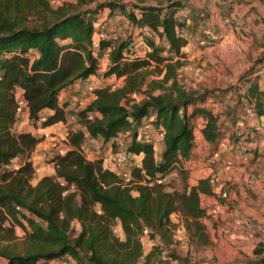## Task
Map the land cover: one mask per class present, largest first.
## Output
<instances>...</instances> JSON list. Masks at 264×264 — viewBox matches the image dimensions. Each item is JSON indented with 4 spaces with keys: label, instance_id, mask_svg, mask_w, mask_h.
<instances>
[{
    "label": "trees",
    "instance_id": "trees-1",
    "mask_svg": "<svg viewBox=\"0 0 264 264\" xmlns=\"http://www.w3.org/2000/svg\"><path fill=\"white\" fill-rule=\"evenodd\" d=\"M181 6V0L147 5L76 0L71 10H64L50 7L46 0H0V240L12 239L16 227L24 232L23 253L0 246L5 264H50L64 257L75 264H149L151 255L139 261L140 237L144 230L151 238L168 230L174 213L202 234L200 220L207 210L201 206V196L213 194L208 178L182 191H165L158 183L173 169L188 171L183 161L190 158L194 146L193 119L203 120L200 132L208 144L222 138L221 115L203 105L211 92L196 103L195 96L178 84L180 50L187 44L181 31L184 24L175 17ZM103 10L123 13L136 36H141L145 51L137 53L130 37L101 40L99 52L110 48L103 75L121 77L122 82L114 89L96 88L94 99L74 117L91 138L108 141L119 133L130 134L126 150L133 187L122 186L114 171L102 167L101 158L87 160L81 151L85 134L72 129L65 153L48 160L54 174L41 175L32 185L35 168L28 158L42 137L12 131L16 101H25L34 126L66 122L58 104L60 92L89 76H100L91 43ZM263 62L258 58L239 78L257 116H264V92L249 77ZM152 73L161 78L148 81ZM155 89L162 92L154 95ZM45 111L50 113L43 117ZM147 117H153V127L163 131L159 158L151 145L137 140L138 128ZM112 151L116 152L115 146ZM139 154L142 158L136 164L133 157ZM12 163L17 167H9ZM72 222L80 228L76 235L71 232ZM115 224L121 228V240L113 235ZM252 253L257 258L253 264H264L261 244Z\"/></svg>",
    "mask_w": 264,
    "mask_h": 264
},
{
    "label": "crops",
    "instance_id": "crops-1",
    "mask_svg": "<svg viewBox=\"0 0 264 264\" xmlns=\"http://www.w3.org/2000/svg\"><path fill=\"white\" fill-rule=\"evenodd\" d=\"M160 1V0H159ZM159 1H155L154 3H159ZM182 1V6L176 11L175 17L177 20L181 21L184 26L182 27V33L184 37L187 40V44L185 47H183L180 52L182 53V56H184V59L186 61L192 62V67L193 69L191 70L192 72V77L194 78L195 81L197 82H202L206 83L207 86L215 87L217 89H225V84L229 83L230 85L234 84V78H240V76L243 74L242 69H239V67H236L233 71V73H229L228 75L226 74V71L224 70L225 67H228L230 64V61L227 60V55L228 52L231 53L234 51L236 48L238 50L245 51L248 49V47L252 44L253 38L257 40L260 36V33L263 32L264 28L263 26L258 27L255 29V26H253V20L257 17H262L264 18V0H181ZM152 3V4H154ZM139 4H149L145 2H141ZM106 12L107 15L109 16L108 20L113 19L114 21L118 20V18H121V12H118L120 16H115L109 14L108 10H103L99 17H103L105 19L106 17ZM203 13H205V18L203 19ZM235 19L238 20L236 24L238 25H244L247 27H251L255 29V31L251 34L248 35L247 38L242 37V33H239V31L235 30L233 31L232 28L228 25V20L230 19ZM112 23V21H111ZM126 23L132 28L131 24L126 20ZM100 20L97 19V21L94 24V29L100 30L99 27ZM242 32L245 34V28L240 27ZM240 30V29H239ZM101 31V30H100ZM113 30L110 29L108 30V33L112 32ZM208 31L209 33H219L221 35V40L217 42L215 45L211 47H199L197 45V42L201 37L203 36V32ZM137 35V34H136ZM241 37L242 41L239 40ZM141 36H136V41L139 40ZM110 48H106L101 51L103 53L105 50H109ZM141 52L145 50V48L141 47L140 48ZM236 51V50H235ZM236 51V52H237ZM138 53V52H137ZM246 53H241L238 51L237 53H234L231 55L232 57L235 56L237 58H240V60L244 59L246 56ZM140 54V53H139ZM222 60V64H219ZM99 62V59H98ZM108 61H104L102 64L99 63L97 67V71L100 74V76H89L86 80L84 81H78L75 84L67 87L63 91L60 92L59 97H58V104L60 106L64 105L65 107V114L67 117L66 122H59L56 123L55 125H51L49 127L45 128H34V127H28V112L27 109H23L21 118L18 120L16 119V122L14 124V129L16 131H27L33 134L34 136H41L42 133H52L55 134L54 130L56 129L59 133L57 134L58 136L61 135L60 132V126L61 128L63 127L64 129L68 131L70 128L69 126L71 125V129L73 131L76 130H81L85 134V140L82 144V146L86 149L85 153V158L89 161H93L95 159H102V167H104L105 163L107 160H109V152L112 150L113 146L110 145V140L108 141H103L101 138L96 137V138H91L88 136V134L85 132L83 127H79L72 121L69 116H68V108H67V103H74L77 111L82 110L85 108L87 104H89L93 99H94V94H88L86 92V88L89 84L95 82L96 85H94L96 88H102V87H107V86H118V85H113L109 80H112L113 78L116 79V84H119L120 78L115 77L114 75L109 76V77H104L103 72L106 70ZM219 64V65H217ZM225 66V67H223ZM224 68V69H223ZM242 68V67H240ZM246 68V67H245ZM264 68L261 70L255 72L253 76H261L257 80L258 87L261 91L264 92ZM230 70V69H229ZM241 74V75H240ZM231 82V83H230ZM244 87H242V96L240 101H235L233 99L232 102L235 104L234 111V122L235 124H229L228 119L224 116L219 117V130L221 132V135L223 137V129L221 128V125L227 126L226 128V135L230 134H238L239 131H242L244 134L243 137H240L238 141L237 148L233 150L234 152H227L226 155H228L231 159L237 162L238 166L241 164L242 161H238L240 157V154H243L245 156H251V153L258 152L260 153V150H264V147H259L258 143L260 140H264V137H261L264 135V116H257L255 114L254 110V103L249 102L246 100V97L244 96L246 94V84H243ZM212 94V91H210ZM214 94L211 95V97L207 98L206 101H209L211 99L216 98V91L213 92ZM226 95L222 96L221 101L224 102L228 98H233L232 92L229 91L228 93H225ZM206 108H209V105H205V102L203 104ZM213 113H217L214 109H210ZM50 112L45 111L44 114L48 115ZM249 113L250 117L247 119L245 115ZM232 115V116H233ZM203 125V120L201 118H197L195 122L193 123L194 130L193 134H195V130H197L199 137H195L194 135V141H193V148L191 150V155L190 158L186 161H183V166L186 164L187 161H192L193 162V167L191 170H188V174H190V179H189V187L196 185L197 180L201 178H208V177H214V181L210 183L212 187L213 194L210 196H201V206L208 210L209 208L213 207L217 203V199L219 197L220 192L224 191L227 187L231 186V184L234 181L238 182V185H241V179L237 175H240L241 171L237 170L234 174L232 173H224L221 170L218 169H209L206 168L203 164V161L206 157V154L215 148V145L213 144H208L206 141H204L202 135H201V128ZM260 125L261 129L256 131V127ZM78 126V127H77ZM28 127V128H27ZM77 127V129H75ZM68 128V129H67ZM53 131V132H52ZM238 136V135H237ZM53 139V138H52ZM253 139H256L254 142ZM60 140L64 141L65 146L66 145V140L63 139V137H60ZM91 141V142H99L100 143V148L102 147L103 153L102 156L99 157L95 156L96 152H93V149H90V147H85L86 142ZM250 142L249 146H247V143ZM261 142V141H260ZM45 144V141H41L39 144L36 146V152L39 154V158L41 160L43 154L40 152L39 147ZM248 147H251L249 149ZM238 148L240 149L238 152ZM248 152H245V151ZM39 151V152H38ZM251 151V153H249ZM95 156V157H94ZM141 157H137V159L134 161L136 164L139 163L141 160ZM250 160L252 157H249ZM40 164V161L37 162ZM46 170V175H53L54 174V167L52 163H46L41 165V168L39 171H44ZM177 173L175 172H170L166 176L170 175H176ZM231 176L232 179H231ZM243 175V179H244ZM230 180H233V182H230ZM228 182L229 184L227 185ZM229 194V199L230 200H236L235 202L228 201L229 203V208H227L226 211L222 212L219 215L218 218H214L212 220V227L211 229L212 233L220 234L219 229L227 224H230V221L233 218H238L239 216L242 217L243 215H239L241 213L246 214L250 210H242L244 207V204L242 203V200H237V198L234 196L233 193H228ZM242 199V198H241ZM227 240L229 243H236V244H241L242 242H245L247 244L253 243L255 241V238L249 239L245 237L240 231H237L236 229H232L227 236ZM255 248V247H254ZM253 248V249H254ZM262 248H264V245H262ZM224 251L223 249H220ZM62 259H69L70 264H75L74 260L70 257H64ZM62 261V260H61ZM60 260L52 261L50 264H60Z\"/></svg>",
    "mask_w": 264,
    "mask_h": 264
},
{
    "label": "rangeland",
    "instance_id": "rangeland-1",
    "mask_svg": "<svg viewBox=\"0 0 264 264\" xmlns=\"http://www.w3.org/2000/svg\"><path fill=\"white\" fill-rule=\"evenodd\" d=\"M57 9H64V10H71L72 7H74L75 1L76 0H57ZM130 0H123V2L126 4ZM134 3H141V2H147L149 4L154 3L157 0H131ZM93 7V5L89 6ZM119 11H115L112 15L113 17L115 16H120L118 14ZM44 14H47L44 12ZM121 18H118V20L114 21L113 19L108 20L109 16L107 15L106 12V18L103 19V17H98L100 20V30L102 31L103 34H110L108 33V30L112 29V32H115L118 35V38H126L130 37L132 38V46L136 51L140 54H143L141 52L140 48L144 47L143 41L141 38L136 41V31L133 28H130V26L126 23V17L124 14H121ZM203 19L205 18V13H203ZM112 21V23H111ZM238 20H235L234 18L229 20L228 25L230 28L239 31V33H242L243 38H247L248 35H251L255 29L258 27L263 26L264 28V18L262 17H257L255 18L252 22L253 26H255V29L249 28L244 25H237ZM240 27L245 28V34L242 32ZM103 29V30H102ZM235 29V30H234ZM240 29V30H239ZM259 38L255 40L253 38L252 44L248 47L247 50L242 51L241 49L238 50L242 54L246 53V56L244 59L240 60V58H237L235 56H231L234 53H237V49L235 48L233 52L229 53L227 55V60L230 61V64L228 67H225L226 74L228 75L229 73H233L234 69L236 67H239V69H242V73H244L251 65L254 63L258 58H264V30L263 32L260 33ZM240 41H242L241 37L239 38ZM237 52H236V51ZM234 55V54H233ZM180 61L182 62L181 67L178 70L177 74V80L179 86L184 89L185 91L193 94L196 98V103L201 100V96L209 93L212 91H216V98L218 101H221L222 96L226 95L225 93H228L229 91L232 92L233 98H228L222 107H220L221 110L220 112H217L221 114V116L226 117L228 119V123L234 125V111L235 104H233L232 100L240 101L241 96H242V87H244L243 83L239 81L238 78H234V84L230 85L229 83L225 84V89H217L213 86L209 87L207 86L206 83L197 82L194 80L192 77V72L191 70L193 69L192 67V62L186 61L184 59V56L180 57ZM219 64H222V60ZM217 64V65H219ZM242 67V68H240ZM246 67V68H245ZM264 68V62L261 63V65L257 66V71L261 70ZM230 69V70H229ZM256 71V72H257ZM255 74V73H254ZM241 75V74H240ZM261 76H253V74L249 77L250 80H255L256 78L258 79ZM161 77L155 73H152L148 77V81L151 79H157L159 80ZM122 79L119 80V84H116V79L113 78L111 83L113 85H120L122 82ZM231 83V82H230ZM92 85H96L95 82L91 83ZM170 82H168L165 86H169ZM117 87V86H115ZM86 88V86H85ZM162 91L160 89H155L153 91L154 95L160 94ZM211 94V95H212ZM136 100H139V97H135ZM210 105L208 101H205V105ZM64 112H65V107L62 105ZM191 111V108L189 109ZM188 111V112H189ZM21 114H16V119L21 118ZM233 115V116H232ZM47 115H43L45 117ZM149 117L146 118L148 120ZM153 119V117H150ZM197 118L193 119L192 124L195 122ZM59 123V122H58ZM76 124V122H74ZM55 125V124H54ZM28 127H34V128H40V122H38L35 126L28 121L27 124ZM79 126V125H78ZM77 126V127H78ZM223 131V139H225L231 146V150L229 152L233 153L238 145V141L240 139V136H237L236 134H230L226 135V128L227 126L224 127V125H221ZM27 127V128H28ZM49 127V126H48ZM70 128L68 131L66 128L64 129L63 127L61 128L60 126V132L61 135L58 136L57 134L59 133L56 129L54 130L55 134H52L50 132L48 133H42V139L41 141H45V144H42L39 147L40 152L43 154L41 160L38 157L36 160L35 168L38 169V172H35L34 170V175L31 180V184H35L36 179L39 178L41 175H46V170L39 171L41 168V165L48 163V160L52 157L53 154L58 153L62 151V155L65 153V150L67 149L64 141L60 140V137H63L64 140H67V133L71 129V125L69 126ZM77 127L75 129H77ZM80 127V126H79ZM42 128V127H41ZM14 129V128H13ZM12 130V131H15ZM53 132V131H52ZM43 134H46V136H43ZM126 138L124 139L126 141L127 146L130 145L131 143V136L130 134L126 133ZM195 137H199V134L197 130H195ZM36 137H41V136H36ZM261 137H264L261 136ZM53 138V139H52ZM256 139H253L252 142H254ZM40 141V142H41ZM39 142V143H40ZM38 143V144H39ZM250 142L247 143V146H249ZM85 147H90V149H93V152H96L95 156H102L103 153V148H100V143L97 142H91L88 141L86 142ZM251 149V147H248ZM213 150V149H212ZM210 150L207 154L206 157L210 154L212 151ZM240 149L238 148V152ZM36 152V147L35 151ZM39 152V151H38ZM245 152H248L247 150ZM37 153V152H36ZM162 153V145L160 149H158L155 153L156 157L159 158V156ZM251 153V151L249 152ZM38 154V153H37ZM39 156V154L37 155ZM94 156V157H95ZM205 157V158H206ZM240 157L238 161H242L241 164L238 166L237 162H235L236 168L231 171L230 173L234 174L237 170H240L241 173L240 175H237L239 179H241L242 183L241 185H238L237 181L230 180V182H233L231 186L227 187L224 191L228 195V201L235 202L236 200H230L229 199V194L228 193H233L234 196L237 198V200H242V203L244 204V207L242 210H250L246 214H239L243 215L242 217H238V219H248L251 220L254 223H257L259 225L264 226V150H260V153L255 152L251 153V156H245L244 152L243 154H240ZM249 157H252L251 160ZM40 161V164L37 163ZM133 162V161H132ZM135 163V162H134ZM131 160L127 161L124 163V166H131ZM9 167H17V164L12 163L10 164ZM54 167V165H53ZM129 168V167H127ZM177 173L176 175H170L166 176L165 181L163 182L164 184V190L165 191H182L184 187L189 186L188 182L190 179V174H188V171H183L181 173H178V169H173L171 172ZM243 175L245 176L243 179ZM248 175H257V179L255 180L253 185H246V177ZM233 176H231L232 179ZM227 185L229 184L226 182ZM133 187V184L129 185ZM221 193V192H220ZM242 198V199H241ZM228 208L229 203L227 204ZM219 219V216L217 217ZM212 220L213 217H211L208 214V210L206 211V215L204 218H202L200 221L203 223V231L202 234H197L194 231V228L191 224L186 223L181 216L178 213H174L170 216V224L168 227V230H166L163 233L157 232L154 234V237L151 238L149 231L147 230V235L145 237H140V243H141V252H142V258L139 260L140 263L143 262V259L147 255H151V258L149 259V264H253V262L257 259L254 254L252 253L253 248L256 247V245L261 244L264 245V243L260 242L258 238H255V241L253 243H245L242 242L241 244H236V243H229L226 241L228 238L227 236L229 234H216L212 233L211 229L212 227ZM7 225V224H6ZM7 227V226H5ZM237 231H240V229H236ZM113 235L118 238L122 239V231L119 226L116 224L113 226ZM241 232V231H240ZM5 233H8L5 232ZM242 233V232H241ZM3 234V231L0 230V235ZM243 234V233H242ZM202 235H204V238H202ZM23 242H24V232L16 227L14 229V235L13 238L10 240L3 239L0 240V246H10L15 252L18 253H23ZM223 249L224 251L220 250ZM264 251V248H263ZM62 259H60L61 261ZM6 260H4L2 257H0V264H5Z\"/></svg>",
    "mask_w": 264,
    "mask_h": 264
},
{
    "label": "built area",
    "instance_id": "built-area-1",
    "mask_svg": "<svg viewBox=\"0 0 264 264\" xmlns=\"http://www.w3.org/2000/svg\"><path fill=\"white\" fill-rule=\"evenodd\" d=\"M48 2V5L52 8H56L57 6V0H46ZM229 23V20H228ZM238 25V24H237ZM112 39L116 40L118 38V35L115 32H111L110 34L106 35L103 34L102 31L98 29H94L93 35H92V50L94 51L95 55H97L99 59V63H103L104 61H108V51L105 50L103 53L99 52L100 48V41L104 39ZM221 40V35L219 33L213 34L209 33L208 31L203 32V36L201 39L198 40L197 45L199 47H211L215 45L217 42ZM264 70V69H263ZM111 89H114L115 86H107ZM96 89V87L92 84H89L86 87V92L90 95L93 94V91ZM135 97V96H133ZM209 108L214 109L216 112H220V107H222L223 102L218 101L215 99H211L209 101ZM26 108V103L21 98H18L16 101V114H20L23 109ZM68 108V116L72 121H75L74 114L77 112V109L75 107V104L67 103ZM221 115V114H220ZM245 117L248 119L250 117V114L247 113ZM152 118H149L146 120L145 118L142 120L141 126L138 128V136L137 140L151 145L154 153L158 149H160L163 141V131L159 128L153 127L151 124ZM256 131L261 129V126L258 125L256 128ZM126 133H119L117 136L112 137L110 140V145L116 147V152H113L110 150L109 152V160L106 161L104 167L105 169H108L109 171H114L119 180L121 181L122 186H129L131 185V175L129 168L124 166V163H126L130 156L127 153V144L124 140L126 138ZM240 137H243L242 131H239L237 134ZM43 136H46V134H43ZM261 141V142H260ZM258 143V146L264 147V140H260ZM231 150L230 144L223 138L218 140L215 144V148L210 152V154L204 159L203 164L206 168L209 169H218L221 170L224 173H230L236 168L235 162L233 159H231L228 155H226L227 152ZM35 151V150H34ZM32 152L28 160L31 162V164L35 168L36 160L39 156L36 152ZM82 154L85 156V153L87 152L86 149L81 146ZM62 151L59 152L60 155H62ZM142 154H139L137 156L133 157V161L137 159V157H141ZM193 167L192 161H187L184 165V168L186 170H191ZM35 172H38V169H34ZM166 179V176L158 181V183H163ZM257 179V175H248L246 177V185H253L255 180ZM209 184L214 181V177H208ZM132 194L135 195V193L132 191ZM228 195L225 191H222L219 194V197L217 199V203L208 209V214L211 217L217 218L222 212L226 211L228 206ZM240 229V231L243 233V235L249 239L258 238L260 242L264 243V226L259 225L257 223L252 222L248 219H238L233 218L230 221V224L224 225L219 229V233L221 234H229L232 229ZM80 228L78 223L72 222L71 225V232L73 235H76L79 232ZM147 235V230H144L141 237H145ZM60 264H70L69 259H62Z\"/></svg>",
    "mask_w": 264,
    "mask_h": 264
},
{
    "label": "bare ground",
    "instance_id": "bare-ground-1",
    "mask_svg": "<svg viewBox=\"0 0 264 264\" xmlns=\"http://www.w3.org/2000/svg\"><path fill=\"white\" fill-rule=\"evenodd\" d=\"M103 30V29H102Z\"/></svg>",
    "mask_w": 264,
    "mask_h": 264
}]
</instances>
